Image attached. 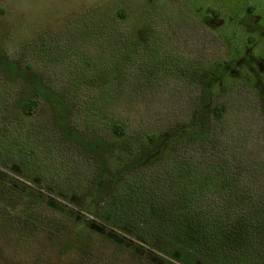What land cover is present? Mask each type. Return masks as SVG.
<instances>
[{
    "label": "rangeland",
    "instance_id": "rangeland-1",
    "mask_svg": "<svg viewBox=\"0 0 264 264\" xmlns=\"http://www.w3.org/2000/svg\"><path fill=\"white\" fill-rule=\"evenodd\" d=\"M247 3L256 28L239 20ZM261 28L264 0H0L4 53L50 82L78 132L111 145L123 141L132 153L122 149L108 161L97 193L96 165L54 133L47 104L23 116L11 103L19 85L0 82V175L85 214L94 230L133 242L135 236L93 215L115 203L123 208L127 192L137 204L153 194L175 206L206 199L219 208L228 203L226 192L264 194ZM218 102L224 111L215 118L210 107ZM114 119L125 125L122 138L110 132ZM139 215L146 216L138 205ZM144 220L135 231L146 234ZM3 235L0 220V264H68L35 262L40 247L6 244ZM139 244L163 264V254ZM260 258L264 246L255 244L248 261L261 264Z\"/></svg>",
    "mask_w": 264,
    "mask_h": 264
},
{
    "label": "trees",
    "instance_id": "trees-1",
    "mask_svg": "<svg viewBox=\"0 0 264 264\" xmlns=\"http://www.w3.org/2000/svg\"><path fill=\"white\" fill-rule=\"evenodd\" d=\"M116 12L120 16L124 14L122 9ZM0 82L19 85L11 103L23 116L31 115L40 101L47 104L54 133L57 132L65 142L76 147L84 159L96 165L97 193L104 189L106 180L100 176H103L101 174L108 161L122 153V149L128 151L127 155L132 154L123 141L111 145L99 136L88 138L78 132L69 122L67 104L61 94L28 62L20 63L18 59L10 58L1 47ZM206 93L204 90L203 95ZM0 95H3L1 88ZM210 111L215 118H220L224 111L223 103H215ZM109 129L115 137L122 138L125 125L114 119ZM152 136L147 135L148 138ZM132 159L130 156L129 160ZM255 192L252 188L226 192L228 203L222 208L216 203L206 202V199L175 206L171 200L166 201L153 194L144 196V200L137 204V196L131 198V193L127 192L129 201L123 202V208L115 203L93 214L125 234L135 236L137 241L133 242L131 237H111L94 230L85 221V214L71 213L68 205L56 206L49 195L46 196L49 200H44L37 187L35 189L0 175L2 240L19 247H40L42 254L35 262L53 258L66 259L68 264H125L119 260L123 256L122 260L128 259L130 264H144L142 260L159 264L142 254L143 247L139 242H143L166 257L163 264H251L248 261L251 248L255 244L264 246V194ZM138 205L144 208L146 215V234L135 231L137 224H142L144 219L140 215L134 217V209ZM122 213L126 214L124 219L120 218ZM123 250L128 251L129 257ZM260 262L264 264V258H260Z\"/></svg>",
    "mask_w": 264,
    "mask_h": 264
},
{
    "label": "flooded vegetation",
    "instance_id": "flooded-vegetation-1",
    "mask_svg": "<svg viewBox=\"0 0 264 264\" xmlns=\"http://www.w3.org/2000/svg\"><path fill=\"white\" fill-rule=\"evenodd\" d=\"M253 7H254L253 3H247L245 5V8H244V13L242 14V16L239 17V20L243 24H248L250 27L256 28L257 24L254 21V17L252 15L253 14V9H254ZM261 32L264 35V28H261ZM248 39L252 40L253 39V35L252 36H248Z\"/></svg>",
    "mask_w": 264,
    "mask_h": 264
}]
</instances>
